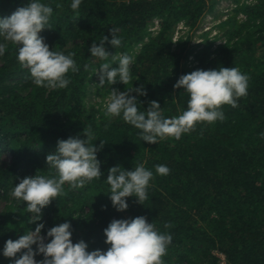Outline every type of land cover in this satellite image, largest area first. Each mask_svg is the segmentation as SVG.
<instances>
[{
	"label": "trees",
	"instance_id": "16d2710c",
	"mask_svg": "<svg viewBox=\"0 0 264 264\" xmlns=\"http://www.w3.org/2000/svg\"><path fill=\"white\" fill-rule=\"evenodd\" d=\"M207 1L211 0H82L77 15L70 7L72 0H43L53 8L52 29L40 36L50 50L74 53L80 71L69 73L67 88L49 90L34 85L18 63L14 45L0 57V154L9 157L8 162L0 159V249L36 227L29 224L31 214L24 205L11 196L13 187L37 171L54 174L46 166V155L55 151L58 140L78 135L84 139L83 129L90 126L95 146L105 142L97 153L103 175L80 189L65 184L64 194L43 209L41 235L69 222L73 243L83 240L89 251L106 250L103 230L112 220L144 216L157 230L172 235L164 264H220L218 255L224 264H264V0L245 6L241 22L231 17L223 23V45L212 50L206 43L192 56L191 66H182L188 56L186 44L173 47V32L179 23L194 28ZM27 3L0 0V17ZM155 18L159 31L132 53ZM111 27L120 29L122 44L113 49L105 42V48L110 55H134L133 80L122 88L132 83L144 86L147 95L138 97L142 110L157 101L166 118L181 114L188 96L174 85L197 69L239 68L249 76L248 94L237 108L224 106L222 122L198 124L178 140L143 142L139 130L121 118L84 106L89 86L99 82L93 69L103 63L88 49L93 42L99 46L103 36L110 40ZM119 84L99 85L104 94L98 96L105 97ZM140 163L154 173L149 199L139 205L129 197L128 209L118 213L107 195L108 170L120 165L127 171ZM160 164L170 169L168 175L155 173ZM0 264L13 261L0 256Z\"/></svg>",
	"mask_w": 264,
	"mask_h": 264
},
{
	"label": "clouds",
	"instance_id": "9594fccd",
	"mask_svg": "<svg viewBox=\"0 0 264 264\" xmlns=\"http://www.w3.org/2000/svg\"><path fill=\"white\" fill-rule=\"evenodd\" d=\"M81 3L82 0L71 2L70 7L77 15ZM52 15L53 8L43 0H28L26 6L17 8L10 16L0 17V57L8 51L9 44L14 45L17 61L28 70L34 85L60 90L69 86V73L79 72L80 67L74 53L50 50L40 36L43 30L52 29ZM119 32V28L111 27L110 40L103 36L99 46L93 42L88 49L91 57L103 61L93 69L95 74L98 72L101 86L105 83L127 85L133 80L134 55H110L105 48V42L113 49L121 46ZM88 68L85 64L84 69ZM248 85L249 76L236 67L197 69L180 76L174 85L188 96L187 107L178 116L166 118L157 101H151L147 110H142L138 97L146 96L147 92L143 85L133 87V83L123 92L109 91L104 101L105 114L121 118L139 130L141 141L148 144H157L166 138L178 140L195 130L198 124L224 121V106L237 108L239 99L248 94ZM82 135L84 139L78 135L58 140L55 151L46 155V166L54 170V174L43 175L37 171L13 187L11 196L20 207L24 205L31 214L29 224L36 227L34 231H24L18 239L7 240L0 249V256L12 260L13 264H164L163 257L172 242V235L157 230L144 216L112 220L103 230L106 250L89 251L83 240L73 243L69 222L56 225L41 235L45 225L38 222L42 220L43 209L64 194L65 184L71 189H80L93 180H100L103 175L97 153L105 142L100 141L99 146H95L93 141L97 140L90 126L83 129ZM169 172L166 165L155 166L156 174L165 176ZM153 178V171L143 163L127 171L120 165L110 168L105 181L109 186L107 195L111 206L118 213L125 212L129 197L143 205L149 199L148 189ZM170 227V224L165 225V228Z\"/></svg>",
	"mask_w": 264,
	"mask_h": 264
},
{
	"label": "rangeland",
	"instance_id": "374dc122",
	"mask_svg": "<svg viewBox=\"0 0 264 264\" xmlns=\"http://www.w3.org/2000/svg\"><path fill=\"white\" fill-rule=\"evenodd\" d=\"M257 0H211L206 2V8L197 22L196 26L192 29L183 26L177 33V40L173 42V47L177 48L180 44H186L185 46V55L187 56L186 61L182 59L181 65L185 67H189L192 65V56L196 51H199L204 47L206 43L212 44V50L216 49L219 45H223L226 42V37L224 36L225 23L231 17H234L236 20L241 22L244 19L242 15V9L245 6H250L255 4ZM10 15H6L8 17ZM159 20L153 19L146 29V34L142 38V42L133 45V49H131L132 53L138 51L139 46L146 42L147 38L156 31V28L159 26ZM175 32V31H174ZM191 51L190 54H188ZM94 81L93 84L89 86L88 92L86 93V97L84 99V106L87 109L90 108H104V101L106 100L107 96L101 98L98 96V93H102L100 91L99 82ZM18 83V82H14ZM23 84H19L21 86ZM123 84L121 83L118 87L113 88L118 91L123 92L124 88H122ZM23 89V88H22ZM123 90V91H122ZM23 91V90H22ZM0 159L4 162L9 161V157L6 153L0 154ZM3 205V204H1ZM2 207V206H0ZM35 248V246H33ZM219 263L224 264L223 258L218 255ZM37 260L42 259V257H36Z\"/></svg>",
	"mask_w": 264,
	"mask_h": 264
},
{
	"label": "built area",
	"instance_id": "2783aa9c",
	"mask_svg": "<svg viewBox=\"0 0 264 264\" xmlns=\"http://www.w3.org/2000/svg\"><path fill=\"white\" fill-rule=\"evenodd\" d=\"M159 24H160V21H159ZM158 24V25H159ZM183 26V23H179L176 28H175V32H173V35H172V41L175 42L177 40V33L178 31L180 30V28ZM159 31V26L156 28V31L153 33V35H156L157 32ZM221 256V255H220ZM222 257V256H221ZM223 258V257H222Z\"/></svg>",
	"mask_w": 264,
	"mask_h": 264
}]
</instances>
